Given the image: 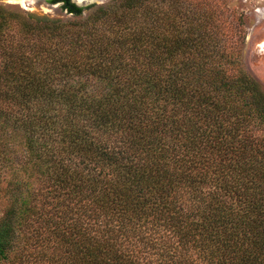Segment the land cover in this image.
<instances>
[{
    "label": "trees",
    "instance_id": "trees-1",
    "mask_svg": "<svg viewBox=\"0 0 264 264\" xmlns=\"http://www.w3.org/2000/svg\"><path fill=\"white\" fill-rule=\"evenodd\" d=\"M62 1L84 17L0 8V264H264L236 11Z\"/></svg>",
    "mask_w": 264,
    "mask_h": 264
},
{
    "label": "rangeland",
    "instance_id": "rangeland-1",
    "mask_svg": "<svg viewBox=\"0 0 264 264\" xmlns=\"http://www.w3.org/2000/svg\"><path fill=\"white\" fill-rule=\"evenodd\" d=\"M110 0H102L98 5H105ZM206 6L218 4L224 10V17L229 21L228 10L234 9L244 24L245 39L242 43V66L264 89V0H204ZM0 8L13 12L45 15L53 19H74L62 4L51 0H0ZM239 23V19L234 21Z\"/></svg>",
    "mask_w": 264,
    "mask_h": 264
},
{
    "label": "water",
    "instance_id": "water-1",
    "mask_svg": "<svg viewBox=\"0 0 264 264\" xmlns=\"http://www.w3.org/2000/svg\"><path fill=\"white\" fill-rule=\"evenodd\" d=\"M75 5L79 6V7H84L88 4H91V3H98L102 0H71Z\"/></svg>",
    "mask_w": 264,
    "mask_h": 264
},
{
    "label": "flooded vegetation",
    "instance_id": "flooded-vegetation-1",
    "mask_svg": "<svg viewBox=\"0 0 264 264\" xmlns=\"http://www.w3.org/2000/svg\"><path fill=\"white\" fill-rule=\"evenodd\" d=\"M70 1H71V0H70ZM51 2H52V3H60V4H62V3H63V1H62V0H57V1H55V2H54L53 0H51ZM71 2H72V1H71Z\"/></svg>",
    "mask_w": 264,
    "mask_h": 264
},
{
    "label": "bare ground",
    "instance_id": "bare-ground-1",
    "mask_svg": "<svg viewBox=\"0 0 264 264\" xmlns=\"http://www.w3.org/2000/svg\"><path fill=\"white\" fill-rule=\"evenodd\" d=\"M19 1H20L21 3H22V2L24 3L26 0H19ZM95 1H97V0H95Z\"/></svg>",
    "mask_w": 264,
    "mask_h": 264
}]
</instances>
